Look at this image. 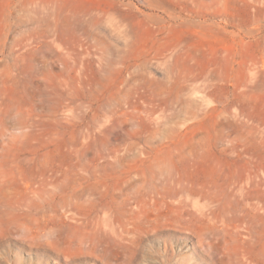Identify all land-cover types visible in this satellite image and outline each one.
<instances>
[{
    "label": "rangeland",
    "instance_id": "1",
    "mask_svg": "<svg viewBox=\"0 0 264 264\" xmlns=\"http://www.w3.org/2000/svg\"><path fill=\"white\" fill-rule=\"evenodd\" d=\"M262 249L264 0H0V264Z\"/></svg>",
    "mask_w": 264,
    "mask_h": 264
},
{
    "label": "bare ground",
    "instance_id": "2",
    "mask_svg": "<svg viewBox=\"0 0 264 264\" xmlns=\"http://www.w3.org/2000/svg\"><path fill=\"white\" fill-rule=\"evenodd\" d=\"M30 191V190H29ZM28 192V191H27ZM31 192V191H30ZM33 196H30V197H27L26 198V200L23 202V204H19L18 206H15L14 208H13V210H16V211H20V212H29V213H32L33 212V208H32V202H35V200H36V198H37V196L40 194V190H34L33 192ZM155 200V199H154ZM156 201V200H155ZM155 201H153L152 200V204H153V202L155 203ZM163 201V200H162ZM161 201V202H162ZM165 201V200H164ZM168 202V201H167ZM170 204V202L169 203H167V206ZM171 204H173V203H171ZM150 205V204H149ZM9 207V206H8ZM154 207V206H153ZM162 207H163V205H162ZM170 207V206H169ZM156 208V207H155ZM136 209V208H135ZM164 209V207L162 208V210ZM130 210V209H129ZM170 211V210H169ZM140 212V211H139ZM138 213V212H137ZM135 215V214H134ZM139 215V214H138ZM24 216V215H23ZM206 216H207V214H206ZM10 219V218H9ZM74 219V217H69V218H67V220H71V221H69V222H72V220ZM75 222V221H74ZM249 226V225H248ZM247 226V227H248ZM133 228V227H132ZM247 230V229H246ZM251 230V229H250ZM126 232H127V230H126ZM129 233V232H128ZM263 240V239H262ZM261 241V240H260ZM261 245L263 244V243H260ZM139 251V250H138ZM262 251H264V249H262ZM141 254H143V253H141ZM243 254H244V251H243ZM242 254V261L244 260V256L245 255H243ZM133 256V258L131 259V261H133V262H137V260L138 259H140V253H135V254H133L132 255ZM245 260H246V258H245ZM244 260V261H245ZM243 264H246L245 262H243Z\"/></svg>",
    "mask_w": 264,
    "mask_h": 264
}]
</instances>
